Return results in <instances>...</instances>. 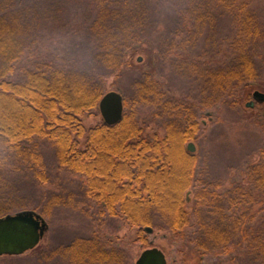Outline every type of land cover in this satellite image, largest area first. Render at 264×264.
<instances>
[{"label":"rangeland","instance_id":"rangeland-1","mask_svg":"<svg viewBox=\"0 0 264 264\" xmlns=\"http://www.w3.org/2000/svg\"><path fill=\"white\" fill-rule=\"evenodd\" d=\"M0 14L18 26L22 39L8 79L23 82L26 70L38 69L82 74L94 89L119 91L123 113L134 115L147 138L164 136L168 124L183 129L197 122L196 136L185 143L197 157L185 190V235H171L168 219L154 213L152 232H144L147 247L160 248L168 264H263L252 241L260 217L248 170L264 148V102L245 103L255 89L264 92V0H0ZM249 27L254 34L244 31ZM113 32L122 43L118 69L100 56ZM242 50L254 78L219 81L218 71L240 68ZM145 82L157 88L148 99L137 90ZM81 120L86 130L103 122L98 107ZM23 145L41 163L0 142V212L33 209L48 228L34 248L0 255V264H73L66 247L78 238L95 239L114 253L103 264H134L147 248L138 228L86 195L84 176L59 164L51 140L33 136ZM202 189L207 195L195 205ZM211 224L228 232L226 247L210 244Z\"/></svg>","mask_w":264,"mask_h":264},{"label":"trees","instance_id":"trees-1","mask_svg":"<svg viewBox=\"0 0 264 264\" xmlns=\"http://www.w3.org/2000/svg\"><path fill=\"white\" fill-rule=\"evenodd\" d=\"M252 30L256 29L244 31L251 35ZM114 33L115 37L104 40L100 56L108 66L118 69L116 51L122 43ZM22 51L18 26L0 14V142L40 164L41 156L23 143L33 136L51 140L59 164L84 176L86 195L106 213H121L129 225L137 227V239L143 247L149 246L144 227L152 225L154 213L168 219L171 235L184 237L190 217L185 190L191 184L197 160L185 143L196 136L197 122L189 121L183 129L168 124L164 136L153 134L147 138L134 115L124 112L115 124L101 122L86 130L81 118L98 107L103 92L94 89L82 74L58 68L48 72L26 70L23 82L8 79ZM241 52L237 64L240 68L218 71L219 81L228 84L254 78L253 62L245 50ZM137 90L142 99L157 93L154 82L139 84ZM248 172L257 192L254 203L260 217L259 226L253 227L252 241L264 264V148ZM203 191L195 192V205L206 197ZM211 195L216 201L217 194ZM238 222L236 226L242 228ZM207 232L213 236L211 245L227 246L228 232L221 226L211 224ZM66 249L73 264H103L110 262L114 254L92 238H78Z\"/></svg>","mask_w":264,"mask_h":264},{"label":"water","instance_id":"water-1","mask_svg":"<svg viewBox=\"0 0 264 264\" xmlns=\"http://www.w3.org/2000/svg\"><path fill=\"white\" fill-rule=\"evenodd\" d=\"M138 60H141L138 57ZM255 102H264V92L255 89L252 99L245 104L253 107ZM98 110L103 122L112 125L122 119L123 96L117 90H109L101 96L98 102ZM187 149L194 151L191 142ZM48 228L46 220L33 209H21L13 213L0 215V255H18L34 248L43 237ZM144 230L152 232L150 226ZM134 264H168L164 252L157 246L143 249Z\"/></svg>","mask_w":264,"mask_h":264}]
</instances>
